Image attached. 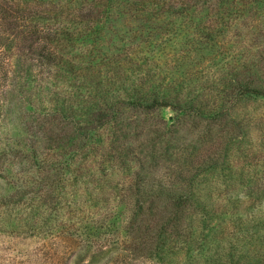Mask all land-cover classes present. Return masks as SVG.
Masks as SVG:
<instances>
[{
  "label": "rangeland",
  "instance_id": "obj_1",
  "mask_svg": "<svg viewBox=\"0 0 264 264\" xmlns=\"http://www.w3.org/2000/svg\"><path fill=\"white\" fill-rule=\"evenodd\" d=\"M0 264H264V0H0Z\"/></svg>",
  "mask_w": 264,
  "mask_h": 264
},
{
  "label": "trees",
  "instance_id": "obj_2",
  "mask_svg": "<svg viewBox=\"0 0 264 264\" xmlns=\"http://www.w3.org/2000/svg\"><path fill=\"white\" fill-rule=\"evenodd\" d=\"M47 59H49V55H46L45 56ZM252 91H250L249 90V92L251 93V94H257V95H259L260 94V91L259 90H257V89H251ZM103 115H102V112L101 111H97L96 112V114L94 115V117H102Z\"/></svg>",
  "mask_w": 264,
  "mask_h": 264
}]
</instances>
